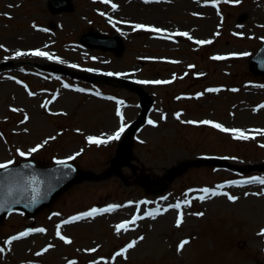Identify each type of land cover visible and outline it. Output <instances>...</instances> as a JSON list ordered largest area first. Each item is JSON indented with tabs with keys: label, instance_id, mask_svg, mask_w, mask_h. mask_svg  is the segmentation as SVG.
I'll use <instances>...</instances> for the list:
<instances>
[{
	"label": "rangeland",
	"instance_id": "374dc122",
	"mask_svg": "<svg viewBox=\"0 0 264 264\" xmlns=\"http://www.w3.org/2000/svg\"><path fill=\"white\" fill-rule=\"evenodd\" d=\"M49 1L0 0V61H13L0 72V163L33 159L51 165L75 156L69 161L91 176L58 195L33 218L20 211L5 216L0 223V247H5L0 264H90L93 260L99 264H264V237L258 235L264 229V185L224 183L264 177V136L251 132L255 139L238 140L210 125L183 122L212 120L246 132L264 129V109L259 107L264 105V76L253 73L248 64L250 54L264 42V0H241L239 4L221 0L219 7L205 0H153V4L162 3L159 12L154 6L125 9L124 3L121 5L124 0H112L119 6L115 11L101 0H70L73 10L57 13L49 8ZM135 24L188 32L192 39H162L153 32L134 30ZM88 31L119 35L125 49L115 52L84 45L80 37ZM36 32L45 35L38 38ZM203 39L213 43H195ZM24 41L60 60L15 57ZM245 52L247 56L232 55ZM217 55L227 58L212 59ZM108 72L128 75L109 76ZM140 80L172 82L137 83ZM126 81L151 94L154 102L148 120L157 125L148 124V120L141 125L132 136L130 164L114 169L110 161L127 128L120 140L104 145L90 144L87 137L106 138L117 131L121 122L118 110L124 113L127 125L138 118L139 96ZM64 84L71 87L64 88ZM207 88L220 91L206 92ZM97 91L102 95H95ZM198 93L204 95L198 97ZM45 102H49L47 109L41 106ZM12 108L21 111L13 112ZM176 113L181 114L179 119ZM25 114L29 119L21 123ZM50 136L56 139L31 157L17 154V149L28 151ZM207 155L227 158L232 168L195 164ZM144 180L155 188L166 181L168 188L149 193L142 186ZM219 185H224L219 190L239 199L232 202L223 195L197 198L205 195L201 189H217ZM186 199L192 203L182 205L185 217L179 228L175 221L180 210L169 209L156 219L137 221L138 226L126 232L115 231V226L131 219L137 209L143 215ZM112 204L123 207L63 225L61 234L69 237L71 244L56 236L57 225L63 220ZM197 212L204 215L190 214ZM33 228L47 231L33 233L11 246L4 243ZM141 235L145 239L127 253V259H112ZM185 238L190 244L177 252ZM49 244L54 247L36 255ZM91 248L97 251H85Z\"/></svg>",
	"mask_w": 264,
	"mask_h": 264
},
{
	"label": "snow or ice",
	"instance_id": "6c2138e0",
	"mask_svg": "<svg viewBox=\"0 0 264 264\" xmlns=\"http://www.w3.org/2000/svg\"><path fill=\"white\" fill-rule=\"evenodd\" d=\"M102 3L104 4H110L111 8L115 11L118 9V5L113 3L112 0H101ZM153 2V0H144V3H151ZM157 2H159V0H157ZM221 0H205V3H211L213 6L215 7H219ZM230 2H235L237 4H239L241 2V0H230ZM120 23H129L128 21H120ZM134 30H145V31H149V32H153L156 33L160 36V38L162 39H167V40H172L173 37L175 36H181V37H187L188 39H192L191 35L188 32H182V31H177V32H168L167 29L164 28H160V27H156L154 25H145V24H135L134 26ZM242 27V26H241ZM44 31H47V29H44ZM219 33H217L218 35ZM237 35H243V33H237ZM196 44L198 45H207V44H211L213 43V41L211 39H203V40H196L195 41ZM3 45H0V48H2ZM233 56L236 55H243V56H247L248 53H232ZM15 57H22V56H33V57H44L47 58L48 60H56L59 61L60 57L53 55L52 53L48 52V51H44L41 49H35V50H30V51H16L14 54ZM227 57L225 56H214L212 57V59L215 60H223L226 59ZM93 60L96 59V57H92ZM147 59H152V58H147ZM62 62V61H61ZM172 63H179V61H171ZM72 67H78V65L73 64ZM189 68H195V65H189ZM87 71H92V69H86ZM106 75L109 76H127V73H120V72H108L106 73ZM185 75H187V73H185ZM197 75H204L203 73H198ZM12 79H15V77H12ZM171 80H140L137 81V83H141V84H169L171 83ZM26 87V86H25ZM64 88H69L71 87L69 84H64L63 85ZM264 87V86H262ZM79 92H84L86 91V89L83 88H77L76 89ZM206 92H218L220 91L219 88H207L205 89ZM233 91H235V89H233ZM29 95H35V93L29 92ZM58 95V94H57ZM95 95L100 96L102 95L99 91L95 92ZM204 93H198L197 96H203ZM109 100H115V97H106ZM53 99H56V96H53ZM177 99H179V97H177ZM48 103L49 102H45L43 103L41 106L45 109L48 108ZM119 104L123 105L124 101H119ZM261 109H264V105H260L259 106ZM13 112L16 111H21L20 109L17 108H12L11 109ZM117 115L120 117V126L118 128L117 131H115L112 135H108L106 136V138L104 137H98V136H88L87 137V141L90 144H95V145H104V144H108L111 141H118L120 140L122 134L125 132L126 128L128 127V125L124 122L125 117H124V113L122 111H117ZM176 118L179 119L180 118V113H176ZM29 119V117L25 114L24 120L21 121V123H24L25 121H27ZM162 119H166V117H162ZM184 123L187 124H202V125H210L213 128L219 129L222 132L225 133H231L233 134V137L235 139L238 140H250V139H255L256 135L259 136H264V129H255V130H249V132H246L245 130L239 129V128H228L225 127L223 124L218 123V122H214L212 120H201V121H194V120H188V121H183ZM148 124L156 126L157 122L154 120H148ZM25 132H27L28 130L25 128L24 129ZM77 131H79V129H77ZM251 132H255L256 135H252L250 134ZM2 135V134H0ZM56 137L55 136H50L48 138H46L43 142L35 145L34 147L30 148L28 151H23L21 149H17V154L20 157H31L34 153L40 151L41 149H43L45 147V145H47L49 143L50 140H55ZM262 147H264V145H261ZM80 153H76V155H79ZM75 159V156H70L67 158V160H72ZM67 160H56V164L58 165H62L66 168L70 167V165L67 164ZM15 164V161L12 159H9L3 163H0V169H4L6 171L9 172V174L11 175L12 172L14 171L11 166ZM23 168H31L32 165L31 164H24L22 166ZM19 174V173H17ZM44 181L40 180L38 176L33 175L31 176L28 181H27V187H25L24 189H22L23 191H28L29 189L31 190V192L33 193V195L31 196L30 199V203H36L38 202V197L40 194V185L43 184ZM229 185H244V184H251V183H259L260 185H264V177H252L249 179H245V180H233V181H229L227 182ZM224 185H219L217 186V189H210V188H204L201 189L200 191L203 192L205 195H201L199 197H197L200 200H204L206 198H211V197H215V196H226L230 201L235 202L239 199V197L235 196V195H231L228 192L225 191H221L219 189H223ZM255 195H261V193H254ZM245 195H248V193H245ZM166 199V198H165ZM13 203H19V201H13ZM130 204L132 202H129ZM140 204H147V203H152L151 201H141L139 202ZM192 203L191 200H184L183 202L178 201L175 204H170L166 207L163 208H155V209H150L148 211H146L143 215L140 214L139 209H137V213L132 216L131 219L129 220H124L121 223L117 224L115 226V231L117 233H120L121 231H128L132 226H138L137 225V221L143 220L146 217H150L152 219H156L158 216L167 213L169 211V209H178L180 210L177 216V219L175 221V226L177 228L181 227L182 224L184 223V217H185V213L182 210V205H188L190 206ZM123 207L122 205L119 204H112V205H108L106 207L103 208H97V207H93L90 210L86 211V212H82L79 213L77 215H73L72 217L65 219L61 222L60 225H57L56 228V236L59 237L60 240H62L64 243L66 244H71L72 240L69 237H66L64 235L61 234V227L63 225H68V224H72L74 222L77 221H82L85 220L87 218H95L97 216L103 215L105 213H111L116 211L117 209ZM5 205L4 204H0V211L4 210ZM191 215H196L199 217H202L204 215L203 212H197V213H190ZM54 215L59 216V213H55ZM47 230L45 228H33V229H27L23 232H20L18 235H13L12 237H10L8 240H6L4 243L7 246H11L12 243L14 241H18L24 237H28L33 233H44ZM259 236L264 237V229H261V231L258 233ZM145 239V237L143 235L139 236L137 239L132 240L131 242L127 243L125 245V247H123L122 249H120L119 251H117L114 256L112 257L113 260L116 259V257H123L124 259H127V253L131 250L134 249L141 241H143ZM190 239L189 238H185L183 240H181L177 246V252L182 251L186 245L190 244ZM54 245L49 244L47 245L44 249H42L41 252H37L36 255L40 256L43 253H46L50 248H53ZM85 251L87 252H96L97 248H91V249H86ZM5 252V247H0V253H4ZM103 259V258H101ZM69 264H73L72 261H69ZM90 264H99V261L93 260L90 262Z\"/></svg>",
	"mask_w": 264,
	"mask_h": 264
},
{
	"label": "water",
	"instance_id": "95a60500",
	"mask_svg": "<svg viewBox=\"0 0 264 264\" xmlns=\"http://www.w3.org/2000/svg\"><path fill=\"white\" fill-rule=\"evenodd\" d=\"M62 3L60 0H53L51 7L55 12L70 10L72 8L69 2ZM83 41L93 47H103L117 52L124 49V45L118 36L108 37L97 32H90L84 35ZM5 64L1 63L0 68ZM250 66L253 71L264 74V45L251 57ZM129 86L132 90L139 93L142 106L139 119L130 127L129 133L131 134L136 131L139 122L145 120L152 105V98L143 88L136 84L130 83ZM130 144L131 142L128 137L120 143L118 155L112 161L113 167L119 168L127 163L126 158L130 157ZM206 161L227 166V163L221 161L219 158H210ZM24 164H31L32 167L23 168ZM11 168L14 170L11 175L8 171L0 169V204L5 205L4 210L0 211V221L8 212L16 209H21L30 216H34L37 211L48 205L60 192L76 181L82 180L86 175L82 170L76 169L72 165L66 168L62 165L40 166L32 162H23L19 165L11 166ZM33 175L38 176L40 180L44 181L39 186L40 194L36 203H30L31 196L33 195L30 189L28 191L22 190L27 187V181ZM165 188L166 186L164 185L161 190ZM17 200L19 203H13V201Z\"/></svg>",
	"mask_w": 264,
	"mask_h": 264
},
{
	"label": "bare ground",
	"instance_id": "6f19581e",
	"mask_svg": "<svg viewBox=\"0 0 264 264\" xmlns=\"http://www.w3.org/2000/svg\"><path fill=\"white\" fill-rule=\"evenodd\" d=\"M124 3V7H125V9H135V8H137V6L139 5L140 7H143V9L144 10H147V9H149V7H155L156 9H157V11L159 12V11H161V8L160 7H162L163 5H162V3H144V2H141L140 3V1H137V0H124V2H122L121 3V5ZM164 8H162V10H163ZM207 10H209L208 8H207ZM38 38L39 37H43L44 35H45V33L44 32H36V33H34ZM27 41H24V46H23V48H21V49H19L20 51H30V50H35V49H32V47L31 46H28L27 45ZM30 44V43H29ZM43 47L45 46V45H42ZM39 47H41V46H39ZM22 57H29V56H22ZM113 120V119H112ZM222 198H224V197H222ZM222 198H218V199H222Z\"/></svg>",
	"mask_w": 264,
	"mask_h": 264
}]
</instances>
